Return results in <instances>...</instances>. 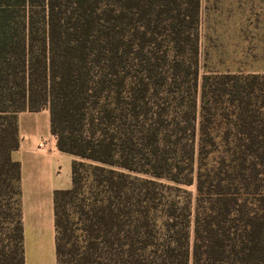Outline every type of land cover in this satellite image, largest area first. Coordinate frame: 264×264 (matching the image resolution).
I'll return each instance as SVG.
<instances>
[{"label":"trees","instance_id":"16d2710c","mask_svg":"<svg viewBox=\"0 0 264 264\" xmlns=\"http://www.w3.org/2000/svg\"><path fill=\"white\" fill-rule=\"evenodd\" d=\"M200 12L0 0V264H24L12 153L18 114L43 109L74 156L56 264H264V72L201 74Z\"/></svg>","mask_w":264,"mask_h":264},{"label":"rangeland","instance_id":"374dc122","mask_svg":"<svg viewBox=\"0 0 264 264\" xmlns=\"http://www.w3.org/2000/svg\"><path fill=\"white\" fill-rule=\"evenodd\" d=\"M200 4V73L264 72V0H200ZM39 141V148L47 151L48 138L41 137ZM60 164V175L65 177L67 166L64 162ZM185 188L193 204L195 187ZM49 207L52 211V200ZM34 208L31 201L24 203L25 264H44L47 249L40 250L44 240L47 243L45 248L50 246V254L54 256L53 213H50L49 227L44 228L43 235L36 224L47 225L48 217L44 214L40 220ZM51 264H54L53 259Z\"/></svg>","mask_w":264,"mask_h":264},{"label":"crops","instance_id":"0c3cea01","mask_svg":"<svg viewBox=\"0 0 264 264\" xmlns=\"http://www.w3.org/2000/svg\"><path fill=\"white\" fill-rule=\"evenodd\" d=\"M49 124V112L47 109L40 111H22L18 114L19 146L18 149L12 153V157L14 160L20 162L23 232L24 203L31 201L35 204V214L40 220L44 214L48 217L47 225L45 224V226H43L41 222L36 224L37 230L43 234V231L45 232L44 228L46 229L49 227L50 213H53L54 191L56 189L69 188L71 185V162L74 156L57 149L55 138L50 133ZM41 137L48 138L49 145L47 151L39 148L41 147V142L39 141ZM61 162H64L67 166L65 177L60 175ZM51 200L52 211L49 207ZM54 235L55 232L53 234V244ZM46 244L44 240L40 247V250L47 249V260H45L44 264H51L52 259L54 264H56L55 246L53 256L50 254V246L45 248Z\"/></svg>","mask_w":264,"mask_h":264}]
</instances>
